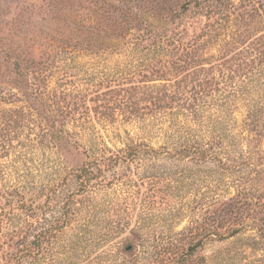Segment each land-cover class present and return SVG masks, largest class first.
Here are the masks:
<instances>
[{
	"label": "rangeland",
	"instance_id": "374dc122",
	"mask_svg": "<svg viewBox=\"0 0 264 264\" xmlns=\"http://www.w3.org/2000/svg\"><path fill=\"white\" fill-rule=\"evenodd\" d=\"M199 3L1 0L0 40L21 64L18 74L9 70L10 63L7 71L0 68V196L10 199L7 193L19 187L26 199L42 203L44 186L85 160L83 150L73 146L78 133L88 144L103 138L120 146L126 131L162 142V136L144 130L151 123L143 124L130 111L139 109L150 117L141 107H151L160 89H190L208 72L236 87L230 113L239 124L249 116L254 122L251 111L260 109L252 144L262 151L255 181L262 192L264 0ZM83 24L88 28L83 33L86 50L74 48ZM68 26L71 40L59 33ZM138 26L140 36L130 31L123 40L122 34ZM259 203L263 205L248 210L250 227L199 252L206 255V264H264V199ZM72 233L37 264H98L95 251L63 240ZM11 252L8 245L0 251V264L13 263Z\"/></svg>",
	"mask_w": 264,
	"mask_h": 264
},
{
	"label": "trees",
	"instance_id": "16d2710c",
	"mask_svg": "<svg viewBox=\"0 0 264 264\" xmlns=\"http://www.w3.org/2000/svg\"><path fill=\"white\" fill-rule=\"evenodd\" d=\"M82 27L74 48L86 50ZM142 30L130 28L122 38ZM71 32L68 26L59 33L71 40ZM14 55L0 40V68L7 71L10 63L18 74ZM207 74L190 89H160L151 107H141L150 117L130 111L151 123L144 130L162 142L126 131L120 146L103 138L88 144L78 133L73 146L85 160L44 186L42 203L26 199L19 187L6 192L10 199L0 196V251L8 245L12 264H37L71 230L63 240L95 251L98 264H206L199 252L208 244L250 227L248 210L264 199L255 183L262 151L252 144L260 109L251 111L254 122L249 116L239 124L230 113L236 87Z\"/></svg>",
	"mask_w": 264,
	"mask_h": 264
}]
</instances>
